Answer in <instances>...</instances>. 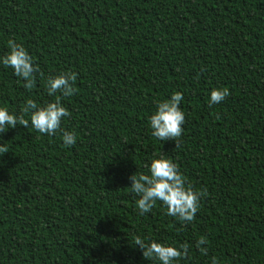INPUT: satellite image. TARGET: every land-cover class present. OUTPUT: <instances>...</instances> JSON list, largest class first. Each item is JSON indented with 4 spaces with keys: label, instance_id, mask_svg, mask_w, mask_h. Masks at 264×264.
<instances>
[{
    "label": "trees",
    "instance_id": "1",
    "mask_svg": "<svg viewBox=\"0 0 264 264\" xmlns=\"http://www.w3.org/2000/svg\"><path fill=\"white\" fill-rule=\"evenodd\" d=\"M9 40L44 76L28 90L0 62V107L59 96L70 116L55 136L30 120L0 133V264H159L135 235L187 243L176 264H264V0H0V57ZM66 71L76 94L49 96L46 78ZM213 88L230 95L211 104ZM176 91L178 147L149 124ZM160 154L204 192L191 223L159 201L139 214L128 177Z\"/></svg>",
    "mask_w": 264,
    "mask_h": 264
},
{
    "label": "clouds",
    "instance_id": "2",
    "mask_svg": "<svg viewBox=\"0 0 264 264\" xmlns=\"http://www.w3.org/2000/svg\"><path fill=\"white\" fill-rule=\"evenodd\" d=\"M9 51L0 57V62L5 67H11L14 75L24 81L23 87L31 90L36 84L39 74L43 77L39 65L35 64L33 57L29 55L22 44L13 40L8 41ZM77 74L66 71L46 78L47 93L49 96L69 97L76 94L75 82ZM230 95L227 88H213L210 92V103L217 104ZM183 100L181 92H173L169 99L157 103L156 111L149 117L152 136L159 141L172 140L178 147L179 138L182 135V125L185 122V114L179 107ZM21 114L10 113L7 107H0V133L8 128H17V125L28 127L29 120L33 129L41 134L55 136L61 131V121L70 116V112L62 105L59 96L54 101L43 106L34 100L27 99ZM29 119H25V116ZM62 140L65 146L76 143L77 137L73 132L62 131ZM9 152L8 146L0 145V154ZM147 172H135L128 179L131 181V192L138 197L135 201L140 215L151 212L157 201L166 206V214L177 218L184 224L191 223L200 208V199L204 192L193 188L186 182V177L179 171L178 165L172 159L160 154L154 156L150 163L145 165ZM134 245H138L145 260L159 261V264H176L182 258L188 256L189 245L181 244L178 247L145 240L139 235L133 236ZM207 238L201 236L195 246L202 255H207L208 250L201 245H207ZM211 264H219L218 258L213 256Z\"/></svg>",
    "mask_w": 264,
    "mask_h": 264
}]
</instances>
